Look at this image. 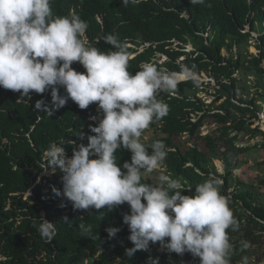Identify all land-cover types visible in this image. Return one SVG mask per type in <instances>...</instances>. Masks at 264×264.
<instances>
[{"label":"trees","instance_id":"16d2710c","mask_svg":"<svg viewBox=\"0 0 264 264\" xmlns=\"http://www.w3.org/2000/svg\"><path fill=\"white\" fill-rule=\"evenodd\" d=\"M51 6L54 16L76 13L88 23L84 39L89 46L114 50L102 37L118 34L127 43L132 74L151 63L179 79L186 77L184 68L214 79V86L199 79L197 85L187 77L174 93H159L157 98L170 111L150 124L154 136L141 142L165 143V170L159 174L191 189L185 195H193L196 185L209 178L222 182L220 193L239 222L238 231L228 230L231 264H242L244 256L250 264H261L264 202L258 200L252 184L240 181L242 187L229 189L240 166L238 156L251 148L241 145L242 135L262 136L264 147V130L253 120H259V112L264 111V92L258 90L261 85L264 89V0H205L201 5H191L190 0H143L127 7L121 0H52ZM252 44L257 53L249 52ZM72 67L85 71L78 62ZM241 73L253 75V83L242 80ZM210 87L213 99L206 102L198 93ZM59 92L66 94L63 88ZM19 98L18 92L0 88V264H155L154 259L158 264L199 263L190 253L181 256L161 250L159 243L128 257L125 249L133 245L123 222V215L130 212L126 203L100 213L74 211L66 202L62 207V198L53 192V187L63 189L62 172L56 168L44 173L50 166H45L43 154L50 143L64 141L70 157L76 145L87 144V137L94 135L91 127L99 123L102 112L95 103L81 110L69 100L49 116L35 104L42 100L51 108L50 90L32 92L31 99ZM207 122L214 127L203 134ZM115 155L118 166L130 162L127 149H118ZM216 159L222 162L224 173L218 170ZM154 178L149 181L143 173L141 182L156 184L158 176ZM260 185L264 186V178ZM41 216L58 230L50 243L37 231ZM80 224L91 226L95 239L81 236ZM110 226L120 228L114 238L106 231ZM241 241L250 242L249 249L241 251Z\"/></svg>","mask_w":264,"mask_h":264},{"label":"clouds","instance_id":"9594fccd","mask_svg":"<svg viewBox=\"0 0 264 264\" xmlns=\"http://www.w3.org/2000/svg\"><path fill=\"white\" fill-rule=\"evenodd\" d=\"M121 2L127 7L143 0ZM190 3L201 5L205 0ZM51 5L52 0H0V88L27 99L32 92L50 90L51 108L42 100L35 104L49 116L69 100L81 110L95 103L102 112L99 123L91 127L94 135L87 137V144L76 145L70 157L62 146L64 141L50 143L43 154L45 166L62 172V191L53 187L55 195L62 198L61 206L66 202L74 211L90 213L95 209L100 213L126 203L130 212L123 215V222L133 246L126 248L125 254L130 258L159 243L161 250L169 253L198 257L199 264H231L228 230L238 231L239 222L220 193L218 178L196 185L193 195L183 194L191 189H183L178 180L163 173L156 184L141 182L143 173L162 167L167 157L163 141L141 142L144 130L170 111L169 105L157 98L159 93H174L180 80L187 77L198 85L196 74L184 68L186 77L179 79L151 63L142 64L132 74L127 43L118 34L102 37L114 50L104 52L89 46L84 39L88 23L76 13L54 16ZM74 62L85 71L74 69ZM60 88L65 95L60 94ZM79 135L83 139V133ZM121 148L131 152L130 162L125 161L122 167L115 155ZM63 220L69 222L66 216ZM79 230L81 236L95 239L91 226L80 224ZM37 231L50 243L58 230L55 223L41 216ZM106 231L114 238L120 228L110 226ZM240 246L245 251L250 242L241 241ZM154 262L158 264V260ZM242 264H250L249 257H242Z\"/></svg>","mask_w":264,"mask_h":264},{"label":"rangeland","instance_id":"374dc122","mask_svg":"<svg viewBox=\"0 0 264 264\" xmlns=\"http://www.w3.org/2000/svg\"><path fill=\"white\" fill-rule=\"evenodd\" d=\"M190 47V45L187 46V48ZM249 52L250 53H257V49L252 44L249 46ZM223 53H226V50H223ZM165 57L164 55L162 56ZM160 61H163L161 59ZM242 74V73H241ZM241 76L242 80L245 81H251L254 80V76L250 74H242ZM186 75V74H185ZM199 80L209 82L211 86L215 85V81L212 77L207 76V74H196ZM211 90H201L198 95L205 100L206 102H211L213 99V96L211 95L213 93L212 88ZM247 90L253 95L255 94V91L253 89H250L247 87ZM260 91L264 92L263 86L261 85L259 87ZM256 125H260V127L264 130V111L259 112V120L253 119ZM214 127L213 124H210L207 122L205 126L202 128V133L206 134L209 130H211ZM242 135V134H241ZM154 136L153 134V128L149 126L148 129L144 130L142 133L141 139L146 138L149 140ZM243 142H241V145H249L251 146L250 150L242 153L240 156H238V161L240 162L239 168H237L234 171L232 184L230 187V191L234 190L235 187H242L241 182H245L246 184H252V189L257 193V198L259 201L264 202V186L260 185V180L264 178V147L261 145L263 142L262 136L258 137H248L247 135H242ZM214 163L216 164L218 170L221 173H224V167L220 160H214ZM56 170V169H55ZM165 169L162 167L158 168L157 170H154L152 173H144L145 177L149 181L155 180L154 174L158 176L159 172H163ZM54 172L53 168L50 167L45 171L46 174H51ZM196 260H199L198 257H194ZM199 264V263H198ZM261 264H264V260Z\"/></svg>","mask_w":264,"mask_h":264},{"label":"built area","instance_id":"2783aa9c","mask_svg":"<svg viewBox=\"0 0 264 264\" xmlns=\"http://www.w3.org/2000/svg\"><path fill=\"white\" fill-rule=\"evenodd\" d=\"M254 34V33H253ZM254 36H256V34H254Z\"/></svg>","mask_w":264,"mask_h":264}]
</instances>
